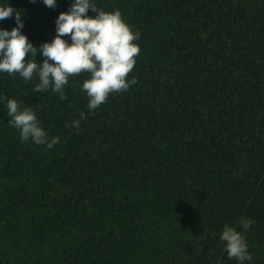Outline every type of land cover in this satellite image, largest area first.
<instances>
[{
  "label": "trees",
  "instance_id": "16d2710c",
  "mask_svg": "<svg viewBox=\"0 0 264 264\" xmlns=\"http://www.w3.org/2000/svg\"><path fill=\"white\" fill-rule=\"evenodd\" d=\"M73 2L0 6L21 12L39 48ZM92 2L140 31L138 83L93 113L88 73L69 77L61 100L33 93L38 77L0 72V264H239L220 235L242 231V216L254 220L245 264H264V0ZM12 98L59 142H21ZM81 111L79 130L66 127Z\"/></svg>",
  "mask_w": 264,
  "mask_h": 264
},
{
  "label": "clouds",
  "instance_id": "9594fccd",
  "mask_svg": "<svg viewBox=\"0 0 264 264\" xmlns=\"http://www.w3.org/2000/svg\"><path fill=\"white\" fill-rule=\"evenodd\" d=\"M35 3V0H32ZM45 6L55 8L57 0H43ZM91 9L94 16L88 15ZM15 12L16 27L11 31L0 29V72L10 76L19 74L25 83L34 76L39 82L33 93L48 91L59 94L61 100L67 99L65 87L69 77L81 73L90 74L82 85L89 98L87 108L95 112L104 104L110 94L120 93L138 83L137 78L128 79L140 55V31H133L126 23L120 9L105 11L98 8L92 0H74L70 9L61 12L56 20V37L51 42L34 47L22 32L24 21L21 12L12 7L0 6V21L9 19ZM65 37H70L71 43ZM37 52L44 56L43 63L36 60ZM31 55L32 59L27 57ZM0 97V100H4ZM23 102L7 99V115L11 117L9 125L19 131L21 142L31 140L37 145H46L51 149L59 142V137L49 140L48 133L42 127L37 109L21 107ZM87 119L83 111L79 119L66 123L68 128L79 130L82 120ZM237 226L226 224L220 235L229 258H235L239 264L253 259L248 251L247 230L252 226V218L243 216Z\"/></svg>",
  "mask_w": 264,
  "mask_h": 264
}]
</instances>
